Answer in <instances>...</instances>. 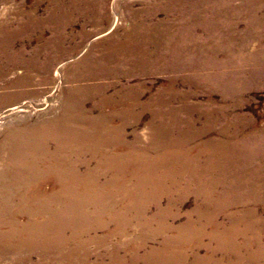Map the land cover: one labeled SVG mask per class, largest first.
Here are the masks:
<instances>
[{
	"label": "rangeland",
	"instance_id": "rangeland-1",
	"mask_svg": "<svg viewBox=\"0 0 264 264\" xmlns=\"http://www.w3.org/2000/svg\"><path fill=\"white\" fill-rule=\"evenodd\" d=\"M211 6L215 14L210 30L206 18L213 15ZM152 7L157 10L153 18L140 21L139 18ZM199 9L196 16L202 22L201 27L189 30L186 23L190 15L177 17L175 14L178 15L179 9L175 5L166 15L161 0H0V140L4 141L8 136L6 132L15 126L14 121H21L24 128H29L51 118L55 120L62 112V103L66 106L68 92L75 91V87L111 84L106 93L113 94L121 86H130L139 94V101L145 102L144 109L148 110H144L136 122L128 120L130 123L125 126L127 136L123 144L126 147L127 142L135 143L136 154L150 158L158 151L149 148L151 137L146 128L150 121L154 122L151 114L160 108L159 99L168 101L169 105H163L164 108L176 109L172 119H178L184 129L169 131L164 138L173 141L181 135L186 137L187 142L179 149L186 152L184 157L197 158L196 168L203 172L199 173V183L217 180L214 193L229 190L227 187L236 184L242 187L234 188L239 191L230 190L224 194L226 202L233 201L231 207L226 211L211 212L217 215V224L207 226L208 233L204 234L202 245L195 243L197 238L193 239L194 242L180 245L183 246L180 250L185 253L181 264H222L234 259L232 253L221 247L229 237L226 230L231 227V215L251 211L253 219H264V191L258 192L260 195L255 193L258 180L263 182L258 188H264V0H200ZM134 24L143 32L150 27L151 31L165 32L161 41L164 43L168 38V46L161 45L157 51L163 57L142 66L102 62L100 56L108 44L107 39L125 37ZM168 33H171L169 37ZM191 36L196 37L199 43L194 47L186 38ZM185 42L189 45L186 46ZM175 65L182 68L175 69ZM44 69H49L50 78L41 80L42 75L47 74ZM82 69H127L129 72L116 78L76 80L78 72L83 73ZM24 77L26 83H17V79ZM79 102L86 104L82 100ZM92 103L87 107L93 105L97 108L94 114H97L100 107ZM106 110L111 111L110 108ZM1 111L8 114L4 116ZM135 111L139 112L140 108L136 107ZM116 122L111 120L112 124ZM52 135L57 136V133ZM50 145L53 149L54 144ZM227 147H231L229 151L242 160H250L248 166L237 171V166L222 164L220 172H212L210 164L218 160L208 158V155L213 154L212 150L221 151ZM85 152L87 157L82 159L85 167L86 164L95 166L99 155L92 158L90 151ZM4 156L5 153L0 151V170L6 165L1 161L5 160ZM133 166L136 167V163ZM163 167H159L158 172L166 173L172 169ZM187 179L184 175L178 183L185 184ZM113 189L117 192L118 185ZM122 197L125 198L123 194H117L107 200L118 205L111 207V213L127 214L131 203ZM178 197L179 191L173 192L172 196L160 197L161 205L175 214L174 218H168V228L163 231L145 228L137 222L130 233H124V228H121V234L109 235V228L116 226L111 221L106 230L100 228L90 232L94 240L79 248L77 256L89 252L91 259L95 260L118 246L126 259L123 264H129L128 259L135 253L147 254L149 250L162 247L168 236L183 233L178 227L186 222L189 212L206 205L192 186L181 203ZM28 202L30 199L14 196L7 203L12 208V215L26 219L34 216L29 210H23L29 208ZM198 215V212L193 213V217ZM141 218L143 222L156 221L155 208L150 205ZM243 226L244 223L238 225L239 228ZM216 230L220 242L209 239ZM255 233L250 232V239L244 235L235 238L237 248H241L244 256L248 255L243 249L244 244L254 245L253 250L258 252L262 250L264 226L259 236ZM103 235L109 236L103 240ZM127 246H132V250L124 249ZM69 250L65 247L49 254L37 247L28 250L0 245V264H67L69 261L62 255L68 254ZM98 261L109 264V258L104 256ZM138 264H145V261L140 260Z\"/></svg>",
	"mask_w": 264,
	"mask_h": 264
},
{
	"label": "bare ground",
	"instance_id": "bare-ground-1",
	"mask_svg": "<svg viewBox=\"0 0 264 264\" xmlns=\"http://www.w3.org/2000/svg\"><path fill=\"white\" fill-rule=\"evenodd\" d=\"M199 2L200 0H161V6L165 9L166 15H169L173 5L178 6L179 13L175 15L181 17L189 14L186 24L189 25V30H194L196 27H201L202 23L196 16L200 10ZM211 11L213 15L206 18L210 30L213 27L215 14L213 6ZM156 12L157 10L155 11L152 7L139 20H149ZM137 26V24L132 25L131 32L121 39L108 38V44L103 48L100 60L105 64L117 63L118 66L130 63H133L130 65L142 66L146 62L154 63L156 59H161L163 55L157 51L161 45L168 46L166 42L168 38L164 43L161 41L165 32L151 31V27L150 30L148 28L143 32ZM170 34L168 33L167 37ZM186 38L190 41L191 47L199 44L196 37ZM185 43L186 46L189 45ZM193 50L197 53L195 49ZM86 58H84L85 62ZM173 68L181 69L182 66L175 65ZM48 70L44 69L47 74L42 75L41 80L50 78ZM82 70L83 73L78 72L76 80L116 78L129 72L127 69ZM16 81L22 84L27 82L25 77ZM109 88L111 84L75 87L73 88L75 91L68 92L66 106L62 103V112L55 120L51 118L29 128H24L21 121H14L15 126L9 128L10 132H6L8 136L4 141L0 140V151L5 153V160L1 159V161H5L4 165L6 164L0 170L1 246L10 245L28 250L37 247L49 254L51 251H60L68 247L70 249L68 254L62 255L63 259L69 261L67 264H100L98 258L102 256L109 258V264H123L126 259L120 254L118 246L99 255L95 260L91 259L89 252H84V256L81 257L77 254L79 248L94 240L95 237L90 235L92 230L105 229L111 221H114L116 226L113 229L109 228V235L121 234L122 232H119L121 228H124V233H130L133 224L137 222L145 228L163 231L168 228V218L170 216L174 218L175 214H172L168 207L161 205V195L172 196L173 192L179 191L178 201L181 203L182 197L192 186L195 194L201 196L206 205L193 209L186 215V222L178 227L183 233L168 236L162 247L149 250L147 254L135 253L128 259L129 264H138L140 260H144L145 264H181L185 253L184 250H180L183 247L180 245L194 242V238H197L195 243L202 245L204 234L208 233L207 226L217 224L215 221L217 215L211 212L226 211L232 206L233 201L226 202L224 194L230 190L239 191L234 188L242 187L236 184L234 187H227L229 190L214 193L213 189L217 180L199 183V173L203 172L201 168H196L197 158H192L190 155V157H184L186 152L183 153L179 149L187 142L186 137L181 135L173 141H167L164 138L169 131L176 128L184 129L180 127L178 119H172L176 109L169 106L164 108L163 105H169L168 101L159 99L160 108L153 110L151 114L154 122L150 121L146 128L151 137L149 148L158 151L157 155L144 158V155L136 154L135 143L127 142L124 147L123 140L127 136L125 126L130 123L128 120L133 119L136 122L137 118L139 120L144 114V110L148 109H144L145 102L139 101V94L130 86H121L115 89L113 94L106 93ZM80 100L86 104H80ZM90 102L100 107L97 114H94L97 108L93 105L87 107ZM136 107L140 108L137 113ZM106 108H110L111 111L108 112ZM1 113L4 116L8 114L6 111ZM112 119L117 122L112 124ZM156 121L158 122L154 125ZM187 122L188 120L185 121ZM52 133H57V136H53ZM50 143L54 144L53 149ZM230 148L227 147L221 151L212 150L213 154L208 155V158L218 160L210 164L213 167L212 172L216 170L220 172L219 167L222 164L237 166V171L248 166L250 160H242L239 156L232 154L229 151ZM87 150L91 152L92 158H96V154L99 155L95 166L86 164L85 167L82 159L87 157L85 152ZM144 151L148 150L144 149ZM120 152L122 155H119ZM134 163L136 167L133 166ZM163 166L172 169L166 173L158 172L159 167L164 168ZM184 175L188 177L185 184L178 183ZM167 183L168 186H166ZM262 184L263 182L258 180L255 192L257 195H260L258 192L264 191V188H258ZM116 185L119 189L114 192L113 186ZM117 194H123L125 198L122 197V199H127L128 203H131L127 214L111 213V207L117 204L115 201L107 200L114 198ZM14 196L30 199L29 208H23V210H29L34 216L21 219L17 215H12L10 212L12 208L7 202H10ZM2 201L7 203L6 206ZM150 205L155 208L157 220L143 222L141 217ZM196 212L199 214L198 217H193V213ZM211 216H213L212 219H210ZM231 218V227L226 230L229 237L226 244L221 247L225 252L232 253L234 259L221 263L263 264L264 245L261 252H258L257 249L253 250L254 245L244 244L242 248L248 254L244 256L241 248H237L238 243L235 242V238L244 235L246 239H250V232H256L255 234L259 236L264 226V219H253L251 211L242 212L238 216L231 215ZM240 223H244V226L239 228ZM217 232L216 230L215 235L209 239L220 242ZM109 235L106 237L103 235L101 239L106 240ZM131 247L127 246L124 249L131 251ZM44 255L46 257L47 254ZM216 263L219 264V262Z\"/></svg>",
	"mask_w": 264,
	"mask_h": 264
}]
</instances>
